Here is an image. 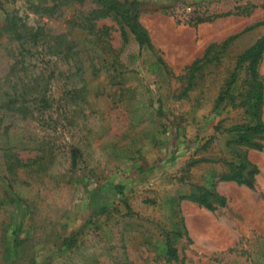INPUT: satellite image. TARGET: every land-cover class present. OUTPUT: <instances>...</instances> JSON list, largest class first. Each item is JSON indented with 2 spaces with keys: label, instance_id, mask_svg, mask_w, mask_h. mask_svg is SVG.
I'll return each mask as SVG.
<instances>
[{
  "label": "rangeland",
  "instance_id": "obj_1",
  "mask_svg": "<svg viewBox=\"0 0 264 264\" xmlns=\"http://www.w3.org/2000/svg\"><path fill=\"white\" fill-rule=\"evenodd\" d=\"M137 1L151 49L135 60L134 38L124 46L118 25L103 19L111 51L94 46L82 78L68 79L70 65L56 57L33 69L31 61L33 72L56 70L46 80L49 106L27 117L0 111V264H264V148L235 147L234 155L227 131L245 121L236 99L248 88L245 69L233 103L216 108L238 56L264 34L256 26L264 0ZM36 2L0 0V78L18 52L3 31L8 15L62 34L80 8L49 17L31 10ZM74 36L86 43L82 32ZM259 71L264 82V57ZM22 76L11 75L18 89ZM242 157L259 170L255 188L219 182L227 203L214 211L187 198L208 172ZM201 158L218 162L189 165ZM182 196L172 216L167 201ZM176 228L186 235L179 260L167 261L156 247Z\"/></svg>",
  "mask_w": 264,
  "mask_h": 264
},
{
  "label": "trees",
  "instance_id": "obj_2",
  "mask_svg": "<svg viewBox=\"0 0 264 264\" xmlns=\"http://www.w3.org/2000/svg\"><path fill=\"white\" fill-rule=\"evenodd\" d=\"M74 4L79 5L80 8L76 9L73 16L66 20L67 31L62 34H54L44 26H29L16 16L8 15L6 17L3 31L9 33L12 39L17 42L18 52L13 55L14 61L9 73L4 78H0V111L3 115L20 114L27 117L29 114L33 115L35 111L49 106L46 99L48 87L46 80L58 76L55 75L56 70L50 71L43 67V64L39 70L33 72L32 69L37 66L36 61L41 62L46 57H56L57 60L68 63L70 65L67 71L68 79L75 81L77 75L81 78L83 76L81 71L84 67L83 62L86 61L84 57L89 60L90 54L97 52L94 46H100L111 51V27L107 25L98 26V22L103 19H110L118 25L124 46L129 43L130 36L134 38L139 46V53L134 55L135 60L140 57L143 48L151 49L153 47L150 34L140 20L137 0H37L30 8L36 14L50 17L58 16L63 9H68ZM219 16L222 14L215 15V17ZM202 20H210V18ZM261 25H264V22L256 26ZM75 31L83 33L86 43H89L88 46L74 36ZM263 57L264 34L238 56L236 66L230 75V81L224 92L216 100V108L226 105L228 102L233 103L230 90L237 87L239 72L245 69L249 76L247 79L248 88L238 93L236 97V99L239 98V104L244 109L245 121L227 129L230 135L229 146L234 155H237L235 147L258 150L264 148V82L259 71ZM90 60L89 67L92 70H97L94 59L91 58ZM31 61H35L33 67ZM99 62L104 67L106 58L101 55ZM161 64L163 61L158 58L152 64L151 72L158 71ZM61 73L59 71V74ZM18 74L23 75L20 77L23 84L20 89L17 88V85L12 84L13 78L11 77V75L16 77ZM111 80L113 79L111 78ZM73 88L71 92L76 91L75 87ZM31 101L38 107L33 110L30 109L26 103ZM219 130L217 127L216 132ZM201 161L218 162L201 158L192 161L189 165ZM20 163V158L15 156L14 166ZM225 164L227 170L221 172L212 170L206 174L203 185H192V192L187 198L210 211H214L218 207H224L227 203L226 198L217 192L216 187L219 182L233 181L251 189L256 187L255 177L259 170L247 158L242 157L238 162L225 161ZM184 198L186 197L182 196L179 199L172 198L167 201L172 216L176 212H180L179 200ZM185 235L177 228L165 231L163 240L157 244L156 255L164 257L167 261H178L179 254L176 244ZM71 240L74 242V238ZM119 264L127 263L123 261Z\"/></svg>",
  "mask_w": 264,
  "mask_h": 264
},
{
  "label": "crops",
  "instance_id": "obj_3",
  "mask_svg": "<svg viewBox=\"0 0 264 264\" xmlns=\"http://www.w3.org/2000/svg\"><path fill=\"white\" fill-rule=\"evenodd\" d=\"M263 118H264V108H263Z\"/></svg>",
  "mask_w": 264,
  "mask_h": 264
}]
</instances>
